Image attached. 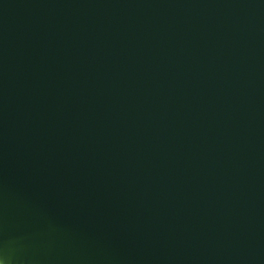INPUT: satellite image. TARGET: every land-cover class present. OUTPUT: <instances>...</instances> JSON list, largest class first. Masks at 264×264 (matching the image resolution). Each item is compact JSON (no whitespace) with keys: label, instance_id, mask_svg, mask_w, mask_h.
<instances>
[{"label":"water","instance_id":"obj_1","mask_svg":"<svg viewBox=\"0 0 264 264\" xmlns=\"http://www.w3.org/2000/svg\"><path fill=\"white\" fill-rule=\"evenodd\" d=\"M4 264H264V0H0Z\"/></svg>","mask_w":264,"mask_h":264},{"label":"clouds","instance_id":"obj_2","mask_svg":"<svg viewBox=\"0 0 264 264\" xmlns=\"http://www.w3.org/2000/svg\"><path fill=\"white\" fill-rule=\"evenodd\" d=\"M0 264H4V261L2 259H0Z\"/></svg>","mask_w":264,"mask_h":264}]
</instances>
